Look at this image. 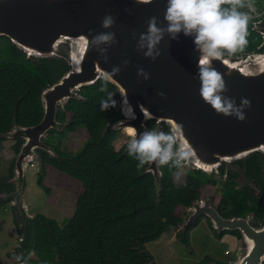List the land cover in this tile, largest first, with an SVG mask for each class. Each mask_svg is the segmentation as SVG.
Listing matches in <instances>:
<instances>
[{"label": "water", "instance_id": "1", "mask_svg": "<svg viewBox=\"0 0 264 264\" xmlns=\"http://www.w3.org/2000/svg\"><path fill=\"white\" fill-rule=\"evenodd\" d=\"M166 4L167 0H152L149 4H140L136 0H0V37H9L28 57L60 56L62 45L70 42L69 70L41 94L44 110L41 121L32 126L14 123L12 129L2 134L5 139L23 140L15 159L14 175L9 180L15 188L11 193L0 195L12 199L19 218L24 217L29 162L37 160L42 163L40 150L51 156L58 154L55 146L46 140L52 130L63 132L68 126L67 122L58 120L59 110L70 99H83L81 88L104 79V73H110L114 67L120 71L107 81L119 90L123 117L118 122L109 123L104 134L116 129L131 136L135 129L138 138L143 131L152 130L148 120L166 123L177 136L178 143L191 147L192 160L187 165L208 174H219L220 168L224 167L226 175L237 173L235 182L238 188L255 187L234 162L256 152L264 154V52L244 57L227 55L213 61L229 89L225 95L235 98L237 105L241 97L251 101V107L245 109L246 120L243 122L217 114L200 97L197 76L200 53L195 50L194 37L180 33L173 40L165 33L156 46L160 55L154 62L144 55L146 48H138L150 17L158 18V26H166ZM109 13L115 23L103 28L102 19ZM254 29L264 36V26H254ZM109 32L115 34V43H86ZM140 68L149 74V79L137 75ZM159 92L165 93L166 99L157 95ZM124 93L127 103L124 102ZM129 106L135 119L124 115ZM149 168L151 170L146 171ZM146 169L145 172L153 174L160 196L161 167L153 163ZM239 182L243 185H238ZM189 210L188 218L181 225L183 229L207 216L218 234L238 230L242 235L241 250L235 262L212 260L207 264H264V222L254 226L250 216L224 217L212 205L211 197L195 200Z\"/></svg>", "mask_w": 264, "mask_h": 264}, {"label": "trees", "instance_id": "2", "mask_svg": "<svg viewBox=\"0 0 264 264\" xmlns=\"http://www.w3.org/2000/svg\"><path fill=\"white\" fill-rule=\"evenodd\" d=\"M263 3L261 0L258 2L259 6ZM240 11L247 12L244 8ZM253 23L251 18L248 43L243 51L233 54L235 57L264 49L263 36L253 29ZM68 54L63 48L60 56L28 57L9 37H0V140L5 139L2 134L12 129L14 123L32 126L41 121L44 114L41 94L69 70ZM227 55L225 52L224 56ZM102 85L107 91H100ZM80 93L84 98L70 99L59 110L57 118L68 123L63 132H76L85 127L89 139L75 154H68L56 145L53 146L58 156L40 150L42 172L37 178V183L46 192H50L44 182L46 165L75 179L82 190L77 196L74 213L63 226L42 213L27 216L24 211V217L15 219L21 238H24L17 252L10 253L12 257H22L18 264H156L147 243L158 239L170 228L176 229L183 220L180 210L187 211L195 200L203 198L207 187L219 183L220 195L212 196V199L221 215L250 216L254 226L263 224L264 154L256 152L234 162L255 187L238 188L235 182L237 174L230 172L225 177L224 167L220 168L221 182L215 174L191 166L184 180L176 182L175 176L183 166L176 168L170 163L160 166L163 178L158 196L153 174L145 172L148 165L137 169L139 161L128 155V143L120 150L115 149L118 130L110 129L104 134L109 123L118 122L123 117L118 88L100 78L96 83L82 87ZM109 93L113 94L115 106L101 111L100 102L108 99ZM147 124L151 129L172 132L166 123H161L160 128L155 120H148ZM63 132L52 130L49 136ZM15 140L13 148L18 154L23 140ZM46 142L52 144L49 140ZM14 166L15 162L11 165L9 177H0V195L11 193L15 188L9 182L14 175ZM11 201L0 196V210ZM206 219L217 238L226 233L242 237L238 230L218 234ZM201 221L199 218L188 230L177 235L189 254H195L192 232ZM212 260L224 263L209 257L201 264Z\"/></svg>", "mask_w": 264, "mask_h": 264}, {"label": "clouds", "instance_id": "3", "mask_svg": "<svg viewBox=\"0 0 264 264\" xmlns=\"http://www.w3.org/2000/svg\"><path fill=\"white\" fill-rule=\"evenodd\" d=\"M136 2L149 4L152 0H136ZM246 7H252V0H167L164 13L166 26H158V18L150 17L147 21L146 33L140 36L138 48H146L144 55L150 57L154 62L160 55L156 46L164 38L165 33L173 40H176L180 33H183L184 36L194 37L195 50L200 53L197 63L200 97L217 114L235 117L243 122L246 120L245 109L251 107V101L241 97L240 103L237 105L235 98L225 95L229 89L223 74L213 66V61L223 58L225 52L228 55H233L238 51H243L246 47L248 23L251 16L248 12L240 11ZM114 23L115 20L109 13L103 17L101 26L109 28ZM89 34H91V30ZM115 42V34L111 32L97 35L91 41H86L91 45ZM119 71L118 67H114L110 73H104V79L111 80ZM137 75L143 76L145 80L149 79V74L143 68L138 69ZM100 91H107L106 86L102 85ZM112 95L109 93L108 99L101 100V111L115 106L116 102L112 99ZM157 95L166 99L163 92H159ZM123 97L124 102L127 103L126 93L123 94ZM124 115L129 119H135L130 106ZM177 130L179 131V126ZM127 150L129 156L139 161L138 170L153 163L157 166L171 163L173 167L179 168L185 163L189 164L193 155L191 147L178 143L175 134L156 128L143 131L138 138L136 130L133 129ZM150 170V168L146 169V171ZM29 258H31V253H29ZM14 259L19 260L22 257L14 255Z\"/></svg>", "mask_w": 264, "mask_h": 264}, {"label": "rangeland", "instance_id": "4", "mask_svg": "<svg viewBox=\"0 0 264 264\" xmlns=\"http://www.w3.org/2000/svg\"><path fill=\"white\" fill-rule=\"evenodd\" d=\"M251 17H260L264 15L257 9L252 0V7L245 8ZM70 42L64 43L62 48L69 51ZM158 123V122H157ZM158 123V127L160 128ZM89 139V135L85 127H80L76 132L65 131L57 133L55 136H49L47 140L51 145L59 146L60 149L68 154L78 152ZM131 136L125 131H118L117 139L114 141L116 150H120L126 143H129ZM16 140L4 139L0 140V177L6 178L10 176L11 165L15 162L17 153L13 145ZM191 165L180 168L175 176L176 182L184 180L185 173ZM42 163L37 160L29 162L26 173V185L24 191V211L27 216H34L38 213L45 214L54 218L60 225H64L73 215L75 210V202L78 194L82 190V186L73 178H70L50 165L45 167L44 182L50 188V192H46L42 186L37 183L40 175ZM221 177L218 173H211ZM11 178V177H10ZM223 178V177H222ZM238 185H243L239 182ZM221 183L217 186H209L204 190L203 198L219 196ZM190 212L184 209L180 210V214L184 218L186 213ZM21 218V217H20ZM16 215L12 203L5 204L0 210V264H18L19 260L10 256V253L17 252L21 243L20 229L16 225V220H20ZM201 223L192 232V242L195 248V254H189L185 245L178 239L177 235L182 231L181 225L170 228L162 233V235L149 243L147 249L155 257L156 264H201L205 258L212 257L220 262H235L238 253L241 250L242 240L232 233H226L223 237H216L206 223V219L201 217ZM243 247L245 244L243 243ZM19 264H23L22 262Z\"/></svg>", "mask_w": 264, "mask_h": 264}, {"label": "flooded vegetation", "instance_id": "5", "mask_svg": "<svg viewBox=\"0 0 264 264\" xmlns=\"http://www.w3.org/2000/svg\"><path fill=\"white\" fill-rule=\"evenodd\" d=\"M260 0H254V4L256 5V7H257V9L259 10V11H261V12H264V3H263V5H260L259 6V4H258V2H259ZM261 1H264V0H261ZM245 9V8H244ZM252 19H254V23H253V29H254V26H264V15H261L260 17H251ZM255 30V29H254ZM259 33V32H258ZM262 35V34H261ZM263 36V35H262ZM263 40H264V36H263ZM262 45L264 46V41H263V43H262ZM261 52H264V49L261 51ZM56 156H58V154L56 155ZM60 156V155H59ZM186 164V163H185ZM187 165V164H186ZM192 167V166H191ZM225 170V169H224ZM230 173V172H229ZM228 173V174H229ZM236 173V172H235ZM228 174L226 175V174H224V176L226 177V176H228ZM237 174V173H236ZM247 186V185H246ZM246 186H244V187H246ZM212 198V197H211ZM212 205H213V199H212ZM214 206V205H213ZM189 211H188V213H186V216L183 218V220H182V222H181V224L188 218V216H189ZM202 217H204L205 219L206 218H208L207 216H202ZM201 218V217H200ZM209 219V218H208ZM209 221H210V219H209ZM196 223V222H195ZM194 223V224H195ZM206 223H207V219H206ZM180 224V225H181ZM192 226V225H191ZM190 226V227H191ZM179 227V226H178ZM189 227V228H190ZM188 228V229H189ZM177 229V228H176ZM188 229H183L182 228V232H185L186 230H188ZM239 239H241V238H239Z\"/></svg>", "mask_w": 264, "mask_h": 264}]
</instances>
